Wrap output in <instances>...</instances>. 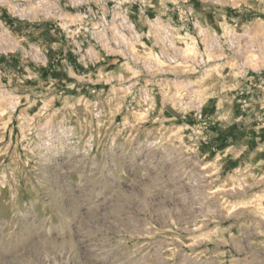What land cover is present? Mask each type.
<instances>
[{"label": "rangeland", "instance_id": "374dc122", "mask_svg": "<svg viewBox=\"0 0 264 264\" xmlns=\"http://www.w3.org/2000/svg\"><path fill=\"white\" fill-rule=\"evenodd\" d=\"M194 1L208 5L150 2L181 32L177 63L165 68L132 11L146 37L133 52L156 63L147 78L107 47L85 67L55 28L97 1L0 0V264H264V164L247 148L264 124L252 111L264 109V0H242L220 26L198 19ZM172 4L192 8L198 32L181 30ZM201 57L207 66L195 71ZM141 88L152 92L145 114ZM190 93L202 122L174 103ZM205 109L219 115L207 120ZM210 121L246 147L232 173L192 146Z\"/></svg>", "mask_w": 264, "mask_h": 264}, {"label": "built area", "instance_id": "2783aa9c", "mask_svg": "<svg viewBox=\"0 0 264 264\" xmlns=\"http://www.w3.org/2000/svg\"><path fill=\"white\" fill-rule=\"evenodd\" d=\"M91 1H97L96 4L99 5V9H96L95 12L90 7L89 2L80 3V6L85 5V7L79 12L81 18L76 23H64L57 17L60 23L55 26V28L58 27V30H60V34L72 41L76 51L82 54L81 61L85 63V67L98 62L95 49L107 47L110 48L109 50L115 51L118 58L125 60L129 65L134 67L139 72V77L149 78L150 75H154L153 73L157 70L155 67L156 63L149 59H138L133 52V47L140 45L143 42L142 39H146V37L137 31L136 26L130 19L133 14L132 11L145 19V24L152 34V47L156 49V56L164 64V68L176 65L177 59L171 58L175 57L174 52L177 51L176 45L179 43L174 34L181 32L177 31L171 22L164 20L154 10H150L152 8L150 6L151 0ZM109 3H111L110 8L104 10V7ZM170 11L176 14L178 21L181 22V30L187 32L197 30L198 32L200 26L194 21L191 7L172 4ZM63 12L64 9L62 10L60 7L49 8V14L60 16ZM108 17H110L109 20L107 19ZM90 18L93 21L95 20V22L91 21ZM83 21H86V23L83 24ZM189 24L190 27L188 28L187 25ZM81 35H83L82 39H78ZM200 37L205 39L206 33L202 31ZM214 38L218 40L215 35ZM187 62L183 63L186 65ZM193 62H195L193 63L195 71L207 66L205 59L202 57L200 59L197 58ZM150 80L151 83H154L153 85L158 83L157 76L150 78ZM151 99L152 92L141 88L138 102L144 114L150 110ZM174 101L177 109H181L183 114L190 113L199 122L204 120L203 103L200 97H196L193 93H190L189 97H184V95L176 96ZM93 109L95 112L98 109L97 102L93 103ZM202 124L204 125V123Z\"/></svg>", "mask_w": 264, "mask_h": 264}, {"label": "crops", "instance_id": "0c3cea01", "mask_svg": "<svg viewBox=\"0 0 264 264\" xmlns=\"http://www.w3.org/2000/svg\"><path fill=\"white\" fill-rule=\"evenodd\" d=\"M207 2L208 5L205 4L206 7H204L199 6L197 2L194 1L197 6L195 11L196 16L205 23L214 21V26L216 23L220 26L223 21L225 23L234 21L233 18L238 17V13L241 12L240 9L236 8L240 6L242 0H233L236 6L218 5L216 1L212 0H208ZM215 6L220 7L217 9ZM252 111L253 113L255 112L254 115H264V109H260V106H258V109H253ZM217 115H219L218 109H216V111L213 109H205L207 120H211ZM191 125L195 127L193 124L186 125V127H191ZM257 128L261 130L257 132L258 137L252 139L250 147L247 148H251V151L258 152L255 157V162L260 165L264 164V124L262 126L257 124ZM202 132L204 137L201 141L197 137H194V144H192V146L203 160H207L208 164L215 166L219 173H232L241 167L242 158L240 156L243 155V158H245L244 152L246 147L238 145L237 142L232 139L233 135L229 133L224 125L216 123L215 121H210ZM246 159L248 158H245V160Z\"/></svg>", "mask_w": 264, "mask_h": 264}]
</instances>
